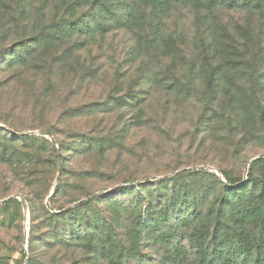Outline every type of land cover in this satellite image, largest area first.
Returning a JSON list of instances; mask_svg holds the SVG:
<instances>
[{"label":"rangeland","instance_id":"1","mask_svg":"<svg viewBox=\"0 0 264 264\" xmlns=\"http://www.w3.org/2000/svg\"><path fill=\"white\" fill-rule=\"evenodd\" d=\"M127 1L0 0V264H257L264 12Z\"/></svg>","mask_w":264,"mask_h":264},{"label":"trees","instance_id":"2","mask_svg":"<svg viewBox=\"0 0 264 264\" xmlns=\"http://www.w3.org/2000/svg\"><path fill=\"white\" fill-rule=\"evenodd\" d=\"M139 0H128L124 6H123V10L125 12V20L124 22L120 25L123 28H130L132 23H133V19H134V15H135V11H136V2H138ZM151 2V4H153V2L156 4H160L161 2L165 5H168L171 0H149ZM183 1H187V0H183ZM188 1H193V0H188ZM236 3V4H235ZM230 7L231 9H235V7L238 6H243V7H250L253 10L256 11H261L264 12V0H230ZM234 5V6H232ZM238 5V6H237ZM119 26V27H120ZM87 28L91 29L92 27L90 25L87 26ZM261 257V255L259 256ZM224 264H228V261H225ZM257 264H264V257L260 258V262H258Z\"/></svg>","mask_w":264,"mask_h":264},{"label":"water","instance_id":"3","mask_svg":"<svg viewBox=\"0 0 264 264\" xmlns=\"http://www.w3.org/2000/svg\"><path fill=\"white\" fill-rule=\"evenodd\" d=\"M247 172V168L245 169V173Z\"/></svg>","mask_w":264,"mask_h":264}]
</instances>
